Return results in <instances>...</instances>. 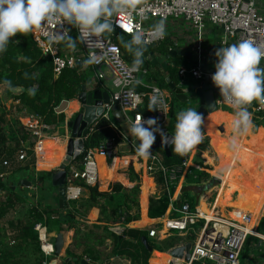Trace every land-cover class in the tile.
Here are the masks:
<instances>
[{"label": "built area", "instance_id": "1", "mask_svg": "<svg viewBox=\"0 0 264 264\" xmlns=\"http://www.w3.org/2000/svg\"><path fill=\"white\" fill-rule=\"evenodd\" d=\"M140 10L143 11L142 16L139 14ZM161 20L165 25L163 38L155 36L153 32L154 25ZM114 23V31L107 32V34H111L110 36H106L104 33L101 36L86 39L85 42H81L78 38V31L71 28L66 32V35L71 36L75 31L76 47L70 50L65 47L63 42L54 47H49L46 42L49 33L63 31L69 26H62L54 22L37 27L31 34L42 54L52 60L55 77L60 76L62 71L67 68L74 69L77 68V64L82 66L86 64L94 77L91 83L109 93V102L103 104L104 111L99 121L111 122L114 119L112 108L117 106L128 123L155 118L158 122L157 126L164 135L169 134L167 126L171 119L172 93L170 90L160 88L152 80H148L151 72L149 68L142 65L137 70L125 60L121 48L115 41V32L131 37L136 33H141L147 46L160 44L169 38L173 41L169 51L174 47L182 49L191 54V59L195 63V66L190 69L180 67L181 84L177 86L184 87L190 82L200 85L209 84L214 90L218 107L230 111L233 109L223 102L220 90L215 87L211 79L217 62L215 52L223 46H229L242 40H251L255 44L264 46V0H136V10L131 14L122 15L114 20ZM182 38H186L183 47L178 46V41ZM217 38L220 39L218 43L216 42ZM93 54L100 57V62L86 63L89 56ZM203 66L206 67V71L202 70ZM260 66L264 67V60L261 61ZM108 82L111 83V90L106 85ZM154 92L163 97L164 102L160 105V110H155L149 116H143L140 113L133 114L140 106L144 105L146 99L150 100ZM247 108L255 122L254 125L264 127V104L259 100H254L247 105ZM54 111L57 114H64L66 107L62 108L60 105ZM29 119L24 127L30 132L31 140L35 144L32 150L34 156L36 155L39 161L51 159L53 150L51 152L38 147L40 142L44 143V135L51 128L44 125L37 116ZM111 127L115 132V137L108 139L95 150L91 149L88 143L95 127L91 128L84 138L85 149L82 155V167L80 170L72 167L69 170L66 191L68 201H75L80 196L79 189L72 190L70 184L73 182L82 181L89 186L98 184L99 171L95 157L96 152L101 153L106 161L111 160L112 163L117 159L120 148L128 147L137 152L136 142L138 141L124 134L117 123H111ZM162 138L161 133H157L155 143ZM27 150L29 148L19 151V162L28 159ZM136 158L139 162H143L142 157L136 155ZM60 162L57 164V168L52 167L49 172H56ZM144 164L145 171L153 179L156 180L159 174L163 176V187L166 190L177 181L180 182L179 174L184 172V169L181 168L166 167L160 154H153L152 158L146 159ZM3 166L10 168V163L5 161ZM2 194L0 191V196ZM173 202H175L174 198ZM171 210L179 216L165 218L161 222V227L151 228L150 238L161 241L163 235L166 237L176 234L188 235L192 230L196 232L193 229L194 225L201 221L204 222L199 238L193 243L190 261L187 263L181 261V264H242L240 256L248 238L253 236L264 242V236L257 233L255 227L251 226L252 217L250 215L244 216L242 221L224 220L219 214H216L214 219L208 220L199 207L193 209L189 203H183L177 207L171 205ZM41 228L46 230L41 224L36 226L42 251L46 256H53V245L48 239L41 240ZM45 243L50 244L48 252L43 249Z\"/></svg>", "mask_w": 264, "mask_h": 264}, {"label": "trees", "instance_id": "2", "mask_svg": "<svg viewBox=\"0 0 264 264\" xmlns=\"http://www.w3.org/2000/svg\"><path fill=\"white\" fill-rule=\"evenodd\" d=\"M110 36L111 34H106ZM115 41L122 50L125 60L133 65V56L125 49L123 46L124 41L130 40L132 37L122 34L120 32L114 33ZM71 37L75 40V31L72 32ZM12 43H9L7 50L4 53H0V86L6 87V94L11 97L14 101H18L21 106V111L25 109L29 113H32L40 118L41 122L50 127H57L67 122L68 114H57L54 109L59 107L63 101H75L80 95L83 86H88L94 79L93 74L90 69L83 71L81 69H70L67 68L62 71L61 75L55 77L54 65L50 58L45 57L41 50L34 43L32 34L20 35L12 38ZM173 45V41L167 38L164 42L160 44H154L148 47V51L157 54L159 56H165L169 52V47ZM145 52V49H144ZM189 60V63H183L187 68H192L195 63L191 58L185 57ZM170 64V62H169ZM177 66L169 65L167 77L171 79L175 85H179L181 79L179 76V69L183 65L181 63H176ZM144 67L151 70L148 80H152L160 88L169 90L168 84L166 82V77L161 74V70L149 62L145 57H143ZM5 81H11L12 88L5 83ZM33 86L36 87L37 91L35 95L30 94L29 89ZM23 88L25 91L21 95H15L11 90L13 88ZM140 90V89H138ZM77 105V103L72 102ZM150 100L146 99L143 106H140L133 114L140 113L143 116H149L154 111L149 110ZM171 108H170V122L167 126V131L169 134H174L176 115L182 110H187L191 107V104H182L176 98L171 97ZM179 106V108H178ZM227 110V109H226ZM230 111V110H228ZM11 115V111H8L2 103L0 97V164L3 167V163L8 161L10 163V168L3 167L6 169H11L13 166V159L15 155L22 149L29 148L28 154L33 155L34 143L31 140L30 132L18 121L17 118H8ZM230 116V115H229ZM230 118V117H228ZM111 123H115V119L111 122L105 120L98 121L95 124L94 131L89 138V147L91 149H97L102 143L110 138L115 137V132L111 127ZM226 125L230 124V121L225 117ZM225 130L223 134L218 137V141L221 143L224 141L232 142L230 133ZM255 136H264V128L258 127ZM59 136V132L56 133ZM45 141V139H44ZM56 142V139L53 140ZM14 143V149H8V144ZM155 144V143H154ZM153 144V145H154ZM153 154L161 153L163 155L164 164L168 168H181L184 169V165L187 159L184 156H179L175 154L171 147V156L167 157L166 154L159 149H151ZM60 156L54 161L49 162L45 170L51 165H56L61 158L62 151L59 152ZM96 160L98 163L99 171V182L96 186L86 185L84 182H76L78 186L84 187L89 192V197L84 199L83 205L88 208L100 207L101 216H105L106 219L100 220L101 223H122L123 231L121 234L116 233L112 227L109 226H96L104 227L103 229L108 232V234L114 239L115 248L113 250L114 257H125L131 264H149L151 259V254L146 249L142 242V238L146 237L149 244L153 247L155 251H168L176 246L184 243H194L197 236L196 232L193 230L189 232L190 236L180 238V236H173L165 241H157L150 238V229H139L130 228L129 224L139 220V194L140 191L137 187L139 182V177L135 174L134 168L130 167L128 173H123L119 169V161L123 156L122 154L117 157L114 165V177L110 181V185L107 190L100 189L101 183L103 181L104 172L108 169L105 163V159L98 157L97 152ZM130 157L137 155L136 150L132 149L130 152ZM135 158V157H134ZM133 159V158H132ZM83 157H81L77 162H82ZM111 162V160H109ZM193 163L197 167H192L187 174L186 183L188 188L182 189V204L189 203L194 209L198 206V199L204 193L209 192L215 186L214 178H211L210 174L206 171L212 173V169L205 166L203 162L199 159L193 158ZM223 170L221 174H223ZM39 177L38 184L44 185L49 182L51 184V174L52 172L44 171ZM182 174H179V178ZM244 176H248L244 174ZM13 178L11 177V180ZM212 179V181H211ZM11 180L8 177L0 178V191L6 194L4 201H2V196H0V220L4 216L15 208V200L21 202L25 201L24 196H20L16 191L12 190ZM209 181V183H206ZM259 185H263L264 179L260 177L257 179ZM133 183V185H130ZM156 183L159 186L164 185V178L159 174L156 178ZM179 181L172 184L168 190L164 188L161 196L159 198H153L150 203L149 208V218L151 219H161L166 216L177 217L179 216L173 210H171V205L177 207V201L172 203V198L174 196L175 190L178 186ZM205 184V185H204ZM51 188L52 185H49ZM125 186H132L129 192ZM141 188V187H140ZM230 190L222 198L230 195L234 191L240 189ZM55 189V188H54ZM195 193V194H194ZM245 192H241V196H244ZM57 196V197H56ZM52 199L56 202L57 208L52 206H46V208L40 209L39 207H31L28 211V217L17 220V230H18V241L11 242L7 238L4 227L0 224V264H50L53 260L51 256H46L42 251L41 241L39 238V233L36 230V226L41 224L47 230L48 236L52 233H60L63 231H71L74 226L71 225L75 223V217L70 211V204H74L75 201H70L63 210H60L58 204V194L54 193ZM264 196L252 192V199L250 200L247 207L241 209V213L244 214H258V217L254 223L256 232L264 236V217L261 220L260 213L264 210ZM220 202V201H219ZM41 205V204H40ZM205 202H203L201 209L203 210ZM134 209L136 213L134 214ZM67 213V214H64ZM243 216V215H242ZM31 217V218H30ZM155 221V220H154ZM159 221V220H156ZM260 221V222H259ZM200 223V222H199ZM201 223H204L201 221ZM161 227L160 225H155ZM202 224H196L193 226L195 231H200L202 229ZM177 235V234H176ZM96 239L99 241L97 235ZM260 239L250 236L243 248L240 256L242 264H264V242L259 245ZM66 258L70 259V262L66 264H81L84 258H87L92 264H102L101 255L97 254L94 249H86L83 254H78L73 252L70 248L66 251ZM261 257V259H260ZM200 264V263H194Z\"/></svg>", "mask_w": 264, "mask_h": 264}, {"label": "clouds", "instance_id": "3", "mask_svg": "<svg viewBox=\"0 0 264 264\" xmlns=\"http://www.w3.org/2000/svg\"><path fill=\"white\" fill-rule=\"evenodd\" d=\"M136 10V0H0V53L7 50L12 38L18 34L34 33L37 27L51 23L69 26L63 31L49 33L46 42L49 47L64 43L68 49H75L76 40L67 31L75 28L81 42L86 39L112 32L114 20ZM143 15V11L139 13ZM154 35L163 38L165 25L161 20L153 27ZM123 46L133 56V68L143 64L145 41L141 33H136ZM217 62L211 79L220 90L222 100L234 111L233 128L238 134L246 133L252 125L251 113L247 105L254 100L264 104V46L251 40H242L229 46H223L215 52ZM96 54L89 56L86 63H99ZM5 83L12 88L11 81ZM139 83V81H137ZM33 86L30 94L35 95ZM162 95L154 92L150 97L149 110H160ZM203 116L196 109L188 108L176 115L175 131L171 136L164 135L157 126L155 118L128 123V134L139 144L137 155L149 159L156 141V134L161 133L163 142L170 145L175 154L183 156L202 140ZM147 125V126H145ZM234 136L232 144L235 145Z\"/></svg>", "mask_w": 264, "mask_h": 264}, {"label": "rangeland", "instance_id": "4", "mask_svg": "<svg viewBox=\"0 0 264 264\" xmlns=\"http://www.w3.org/2000/svg\"><path fill=\"white\" fill-rule=\"evenodd\" d=\"M209 37L212 38L213 36H209ZM185 43H186V38L179 39L178 46L183 47L185 45ZM169 62H170L169 65L177 66L176 63H181L183 65L182 67H187L183 63H186V62L189 63V60H187L185 57H175V58H171ZM108 83L110 85V90H111L112 89L111 83L110 82H108ZM180 84H181V81H180L179 85ZM62 108H65V106H62ZM20 111H21V109L19 108L18 112L22 113ZM220 111L229 112V114L231 113L232 115L234 114V111H228L224 108H221ZM14 112H16L15 108L12 109V114L8 118H11L12 115L15 114ZM20 115H22V114H20ZM203 121H204V119H203ZM22 122L26 123L27 121L23 120ZM254 123L255 122L252 120V125L254 126V127H252V133L253 134H255L257 132V128L259 127V126L256 127L254 125ZM201 127H202V140H201V142L199 144L195 145L190 152H188L187 154H185L183 156L187 159V161H188L187 163H189L191 159L193 160V158L199 160V158H202L201 156H205V154H208L211 158L215 159V163L217 165L218 161L216 159V154L213 150L214 146L213 147L211 146L212 138L206 133L210 129L204 128V122L201 125ZM262 128H264V127H262ZM249 133L250 132L248 130L246 133H243V134L246 135ZM219 134L221 135V134H223V132H220ZM51 135H54V134L51 133ZM247 137L248 136L246 135V138ZM254 139H256V138H250L249 137L248 140L243 142V146L240 149L241 152H239L238 150L235 151V158H234L235 165L233 167H231L232 170L235 168V170H238L239 172H244V173L248 174V176H243L244 183L245 182L248 183V187L246 186V188L248 190L251 186L254 185V182L257 181V179H259V176L264 175V141H258L256 143H253L252 141H250V140H254ZM60 146H62V145L55 143L54 151L58 150L60 152V149H61ZM123 148H124V150H126V149L128 150V148H125V147H123ZM27 154H28V150H27ZM144 163H145V161H144ZM49 164H50L49 162L45 163V164H39L38 165L39 170H36V171L40 172L38 174L31 172L32 170L30 171L29 169H26L25 172L23 170L21 171V169L19 171H17L16 169H13V168L6 169V168H3L2 165L0 164V178L1 177H8V176L10 178L15 177L17 180L13 181V182L16 184H18V182L24 181V179L26 180L27 178L32 180V183L30 182L32 184L30 188L24 186V184H20V186H18L19 187L18 190L20 192H22L24 195L28 196L29 199L27 201L21 200V202H17L15 200V202H16L15 208L13 210H11L10 212H8L4 216V218L2 220H0V224L4 227L5 233L8 236L7 238L12 243L13 242H19L18 241L19 233H18V230L16 227L17 220L25 218L28 215V211L30 210L31 207H39L40 209L44 210L46 208V206L49 205V206H52L54 208H57V206L55 204L56 202L53 201V199L51 197L54 193L57 192L56 191L57 189L53 190L52 188L49 187L48 183H45L43 186L38 184L39 177L42 174L41 172H44ZM74 165L76 166V168L78 170H80L79 162H75ZM57 166H55V168H57ZM223 168H224V166L221 163V164H219V166H217L215 168L214 172H219V170H221V169L223 170ZM231 169H229V172ZM206 172L208 174H210L211 176H213V173H211L209 171H206ZM141 175L142 176L140 177L141 178L140 180L142 182V190H141L142 194H140L139 198H141L142 207H143V205L147 206L148 201H149L148 198H149L151 193L148 192L147 181L145 179L142 180V177L145 175L147 176V173L145 171H143ZM230 175H232V174H230ZM221 176L224 179H226L227 174H225L223 172V174H221ZM148 177L153 179V177L150 175H148ZM229 180H230V177H229ZM226 182H228V181H226ZM154 185H155L157 192L162 193L164 191L161 189L160 186H158L156 184V182ZM107 187H108V185L106 187H103V188L100 187V189L106 190ZM218 187H219V184H218V186H215L213 189H211L209 192L203 194L198 201V207L201 205L202 202H205L203 211L206 213V216L213 213L214 218H215L216 214H219L222 219L231 220V219H229V216H230V213L234 209L232 208V206L221 207L217 203V199L219 198V195H218V191H219L218 189L219 188ZM156 190L154 191L153 194L156 193ZM179 190H180V188L178 186L175 196L177 195ZM146 191L148 192L147 194H146ZM2 193L4 194V196L2 194L1 198H2V201H4L3 199H5L6 194L8 192L6 190H4V192H2ZM240 195H241V191H236V193L234 192L232 199L234 200L236 197H239ZM84 198H85V196L81 197L74 204H71V203H69L70 201H67L70 204V209H71L70 211L72 212V215L75 217V223L71 224L74 226V229L71 231H64L66 233L65 235H66L67 240H66V244L64 246V249L62 251V257L55 258L54 255L51 256L53 258V260L50 264H54L55 263L54 261H56L57 264H63L64 259L67 256L66 250L68 248H70L73 252H76L78 254H83L86 249L92 248L95 250V252L97 254L101 255L102 261H104V263H102V264H114L115 263V261H114L115 259L112 258L113 250L115 248L114 239L108 234V232H106L103 229L104 227H96V226L97 225L100 226L99 224H101L103 226H109V227L116 229V228H118L117 227L118 225H117V223H114V224L113 223H110V224L99 223L100 220L104 221L106 219V217L101 216L100 207H94V208L89 207L88 208L87 206H84L83 205ZM63 208H64V206H63ZM60 210L62 211L63 209L60 208ZM143 211H144V221L140 220L141 221L140 222L139 220H137L138 222H132L131 224H129L130 226L128 225V227H133V226L134 227H144L145 223H149V220L147 219V216L145 215V210H143ZM64 214H67V213H64ZM241 215H243L241 217V219H243L244 216H246L248 214L242 213ZM260 215H261V219H262V217L264 216V210H262ZM257 217H258V214H255L254 217H252L253 218L252 220L254 223H255ZM156 222L157 221H155V223H150L147 225L153 226L155 224H158ZM158 222L161 223L162 221H158ZM133 223H137V224L133 225ZM197 224H202L204 226V223H201V222L197 223ZM52 234H56V233H52ZM95 235H97L98 238H100L99 241L96 239ZM187 236H190V234H188ZM196 236H197V238H196V240H197L200 236V231H196ZM49 238H50L49 240H51V239H53V236L49 235ZM180 238H183V236H180ZM52 243H53V240H52ZM165 253H167V251H165ZM152 257H153V254H151V259H152ZM260 259H261V257H260ZM116 264H121V263L116 262ZM149 264H152L150 260H149Z\"/></svg>", "mask_w": 264, "mask_h": 264}, {"label": "crops", "instance_id": "5", "mask_svg": "<svg viewBox=\"0 0 264 264\" xmlns=\"http://www.w3.org/2000/svg\"><path fill=\"white\" fill-rule=\"evenodd\" d=\"M67 48V47H66ZM68 49V48H67ZM68 50H70V49H68ZM78 69V68H77ZM81 70H83V71H87L89 68L86 66V64L85 65H81V68H80ZM160 69V68H159ZM161 70V69H160ZM162 72H161V74L163 75V76H165L166 78H167V73H165L163 70H161ZM196 84V83H195ZM195 84H193V85H195ZM106 85L108 86V89H110V85H109V83H106ZM189 86H191V85H189V84H187V85H185L184 86V88H186V87H189ZM87 87V90H88V92H94V91H96V90H101L100 88H99V86H98V88H97V86L96 85H94V84H92V83H90L88 86H86ZM102 91V90H101ZM103 92H106V91H103ZM0 97H1V99H2V103H3V105H4V107H6V109L8 110V111H11V114H12V109H16V112H14L15 114H13L12 115V117L14 118H17L18 119V121H20L21 122V124L24 126L25 124H27L28 123V120H30L29 118H31V117H33V116H36V115H34V114H32V113H29L28 111H26L25 109H23L22 111H20V112H22V113H19L18 112V109L20 108L21 109V106H20V104H19V102L18 101H14L11 97H9L7 94H6V87L5 86H0ZM72 102H75V103H77L78 104V102H77V100H75V101H63L62 103H61V106H65L66 107V111L64 112V114H68V118H69V116H71L72 114H73V109L75 108V106H76V104H74V103H72ZM69 104V105H68ZM78 106H79V104H78ZM178 108H179V106H178ZM219 109H221V108H219ZM225 109V108H224ZM78 110V109H77ZM76 111V110H75ZM20 114H22V115H20ZM230 115V116H229ZM225 117L230 121V124L229 125H226V123H225ZM228 117H230V118H228ZM222 119H223V126H220V127H223V128H225V130H228L227 132L228 133H230V137L233 139V137L234 136H236L237 137V142H236V144L235 145H233L232 144V142H230V141H224V142H220V141H218V137L220 136V134L218 135V137H215L214 135H213V132H212V130L210 129L209 131H207L206 133L212 138V142H211V146L214 148L213 150H214V152H215V154H216V159H217V161H218V164L216 165V163H215V159L214 158H211L208 154H205V156H201L202 158H199L202 162H203V164L205 165V166H208L209 168H211L212 169V173L214 174V173H217V174H219L220 176H221V171H222V169L221 170H219V172H214L215 171V168L217 167V166H219V164H223V166H224V168H223V171H224V173L225 174H227V177H226V179H223V177H222V179H223V185H221L222 187H221V189L223 188V187H227V189H226V191L225 192H221V189H219V191H218V195H219V198L217 199V203L221 206V207H227V206H232V208L234 209L231 213H230V217H229V219H234V218H236V219H241V217H242V213H241V209L242 208H244L245 206L247 207V204H249V202H250V200L252 199V192L254 191H256V193H258V194H260L261 196H264V183H263V185H260V186H258L259 184H258V181H255L254 182V185L253 186H251L250 188H249V190L246 188V186L248 187V183L247 182H245L244 183V179H243V176H244V174H246V173H244V172H239L238 170H235V168L232 170L231 169V167H233L234 165H235V160H234V158H235V151H239V152H241V147L243 146V142L244 141H246V140H248V138L250 137V138H257L258 136H252V134H251V132H252V127H254L253 125H251V127L249 128V134H246L248 137L246 138V136L244 135V134H238L235 130H234V128H233V121H234V114L232 115L231 113L229 114V112H224V113H222ZM23 120H26L27 122L25 123H23L22 121ZM220 127L218 128V133H220L219 132V130H220ZM224 130V131H225ZM223 131V132H224ZM57 132H59V136H56V133ZM65 132H66V127H65V124H62V125H60V126H57V127H53V128H51L45 135H44V138L43 139H45V141H50V142H53V143H58V144H61L62 146H60V151H62V155H61V158L59 159V162L63 159V157H64V154H65V146H66V143H65V141H66V138H68V137H66V136H64V134H65ZM51 133H53L54 135H51ZM64 136V137H63ZM56 139V142L55 141H53V140H55ZM214 141L216 142V144H214ZM264 141V140H263ZM63 143V144H62ZM225 147H227V148H229V150L225 153V154H221V150L223 149V148H225ZM15 148V144L14 143H9L8 144V149H14ZM125 148H128V147H125ZM21 151V150H20ZM130 152H131V149L130 148H128V150L126 149V150H124V148H120V152H119V155H123L121 158H120V161H119V169L123 172V173H128L129 172V168L130 167H133L134 168V171H135V174H137V176L139 177V182L137 183V187H138V189H139V191H140V194H142V182H141V174H142V172L143 171H145V164L142 162H136L135 161V158L134 157H136V156H134V157H130ZM19 153V152H18ZM18 153L15 155V157H14V159H13V169H16L17 171H19L20 169H21V171L23 170L24 172H25V170L26 169H29L31 172H34V173H36V174H38V173H40L39 171H36V170H39L38 169V165L39 164H45V163H48V162H54L59 156H60V153H59V151L58 150H55L54 151V153L52 154V157H51V159H49V160H46V161H39L38 159H37V156L35 155L34 156V154L33 155H28V159L27 160H25V161H21V162H19L18 161ZM158 154H160V155H162L161 153H158ZM118 155V156H119ZM163 156V155H162ZM133 158V159H132ZM58 160V159H57ZM206 160V161H205ZM188 162V161H187ZM186 162V163H187ZM82 163L83 162H79V164H80V168L82 167ZM105 163H106V166H107V170L104 172V175H103V181H102V183H101V188H103V187H106L107 185H108V187H109V185H110V183L112 182L111 180L113 179V177H114V165H115V163H112V162H110V161H106L105 160ZM185 163V167H184V172H183V174L181 175V178H180V182L178 183V186H179V188H180V190H179V192L177 193V195L175 196V194H176V190H177V188H178V186H177V188H176V190H175V193H174V196H173V198L175 199V201H177V204H178V206H180L181 204H182V189L183 188H188L189 186H188V184L186 183V178H187V174H188V172L190 171V169H192V167H197L194 163H193V160L191 159L190 160V162L189 163H187L186 164ZM4 164V163H3ZM4 167V166H3ZM72 168L73 169H76V170H78L77 168H76V166L75 165H73L72 166ZM229 169H231L230 170V172H229ZM45 171H49V170H45ZM138 172V173H137ZM146 172V171H145ZM147 173V172H146ZM230 174H232V175H230ZM230 175V176H229ZM246 175H248V174H246ZM37 176V175H36ZM211 176V175H210ZM229 177H230V180H229ZM260 177H262L263 179H264V175H261V176H259V178ZM1 178H3V177H1ZM8 178L11 180V178L8 176ZM211 178H217L218 180H220V177L219 176H216V175H213V176H211ZM146 180L147 181V185H148V192L149 193H151L150 194V196H149V198H148V204H147V206L145 205H143V207H142V202H141V198H139V205H140V208H139V221L141 220H143L144 221V211L143 210H145V215L147 216V219L149 220V223H145V226L144 227H130V228H139V229H150V228H155V225H160L161 223L160 222H156V223H158V224H155V225H153V226H150V225H147V224H150V223H155V221L156 220H159V221H163V219H165V218H168L169 216H166V217H164V218H161V219H151V218H149V208H150V203H151V200L153 199V198H159L160 196H161V192H157V190H156V188H155V182H156V180L155 179H151V178H149L148 177V174H147V176L145 175V176H143L142 177V180ZM17 179L14 177L11 181V186H12V190L13 191H16L20 196H24L25 197V200L27 201L29 198H28V196H26V195H24L22 192H20L18 189H19V187L18 186H20V184H24V186H26V187H28V188H30L31 187V183H32V180L31 179H24V181H21V182H18V184H16V183H14L13 181H16ZM111 181V182H110ZM211 181H212V179H211ZM226 181H228V182H226ZM31 182V183H30ZM76 182H78V181H76ZM76 182H73L72 184H70V186L72 187V190L73 191H77L78 189H79V191H80V196H79V198L77 199V200H79L81 197H84L85 196V198L84 199H87L88 197H89V192L84 188V187H81V186H78L77 184H76ZM79 182H82V181H79ZM154 182V183H153ZM221 180H220V183H219V186H220V184H221ZM49 185H51L49 182H47ZM206 183H209V181H207ZM152 184V185H151ZM157 184V183H156ZM130 185H133V183H131ZM154 185V186H153ZM158 185V184H157ZM205 185V184H204ZM153 186V187H152ZM159 186V185H158ZM214 186H218V184H215ZM50 187V186H49ZM108 187H107V189H108ZM126 187V189L130 192L131 190V188H132V186H125ZM141 187V188H140ZM161 187V189L162 190H164V187L163 186H160ZM238 187H242V188H240V189H238V190H236V191H244L245 192V195L244 196H239V197H236L234 200L232 199V196H233V194H234V192L236 193V191H234L233 193H231L230 195H228V196H226V197H224V198H222V200H220V198L222 197V196H224V195H226L230 190H232V189H236V188H238ZM15 188V189H14ZM51 188V187H50ZM219 188V187H218ZM255 188V189H254ZM53 190H55L54 188H52ZM106 189V190H107ZM156 190V193L155 194H153L154 193V191ZM57 191V190H56ZM57 194H58V191L56 192ZM158 193V194H157ZM140 194H139V196H140ZM195 194V193H194ZM205 194V193H204ZM180 196V200L181 201H178L177 200V198ZM202 196V195H201ZM201 196L199 197V199L201 198ZM172 198V199H173ZM199 199H198V201H199ZM32 200V199H31ZM76 200V201H77ZM264 200V199H263ZM34 201V200H33ZM53 201H54V199H53ZM220 201V202H219ZM68 204V203H67ZM63 206H65V205H63ZM219 206V207H220ZM198 207V206H197ZM171 209V208H170ZM134 214L136 213V211H135V209H134ZM248 215H250V216H252V217H254V215L255 214H251V213H248ZM234 216V218H232ZM264 217V216H263ZM262 217V218H263ZM253 219V218H252ZM151 220V221H150ZM153 220H155V221H153ZM262 220V219H261ZM140 221V222H141ZM135 222H138V221H135ZM99 223H101V222H99ZM134 224V223H133ZM100 226H103V225H101V224H99ZM118 226V228H120V229H123V225H122V223H120V224H117ZM147 225V226H146ZM130 226V225H129ZM150 226V227H149ZM157 227H159V226H157ZM254 227V226H253ZM114 229V228H113ZM124 230V229H123ZM47 231V230H46ZM60 233H63L64 235L66 234L64 231L63 232H60ZM173 236H183V237H186L187 235H173ZM173 236H169V237H166V236H162V240L161 241H165V240H167V239H169L170 237H173ZM44 238H48V240L50 239L49 238V236H48V234H46L45 236H43ZM52 240L53 239H51V240H49V242H50V244H52L53 245V243H52ZM66 235H65V244H66ZM69 249V248H68ZM67 249V250H68ZM66 250V251H67ZM165 252V251H164ZM84 259H87V258H84ZM114 261H115V263L114 264H116V262L117 263H121V264H131V261H129L128 259H126L125 257H114ZM88 260V259H87ZM150 261H151V263L152 264H167L168 263V260H165V258H162V257H158V256H156V255H153V257H152V259H150ZM56 264H57V262L56 261H54ZM53 262V263H54ZM90 262V261H89ZM54 263V264H55ZM175 264H179V262H175ZM181 264V263H180Z\"/></svg>", "mask_w": 264, "mask_h": 264}, {"label": "water", "instance_id": "6", "mask_svg": "<svg viewBox=\"0 0 264 264\" xmlns=\"http://www.w3.org/2000/svg\"><path fill=\"white\" fill-rule=\"evenodd\" d=\"M107 34V32H106ZM220 41L219 38L216 39L218 43ZM147 45H145L144 49V57L151 62L154 66L161 68L165 73H168L169 61L171 58L175 57H188L191 58L190 53H186L184 50L174 47L172 50L168 52L165 56H157L156 54L148 51ZM77 68H81V64H77ZM203 71H206V67H202ZM166 82L168 84L169 90L172 93V97L176 98L182 104H191L192 109H196L198 113L202 114L203 119L208 115L209 108L214 105L216 108H219L216 103L215 93L211 85L209 84H195L189 87H179L171 82L169 77L166 78ZM15 95L19 96L24 93L23 88H13L11 90ZM109 93L103 92L101 90H96L94 92H88L87 87L83 86L80 95L77 97V102L79 104L78 110H76L70 118L69 121V137L66 138V146H65V154L63 159L60 162L59 168L56 172L51 174V185L53 188L58 191V204L62 209L63 205H67V186H68V178H69V170L77 162L83 155L85 149V140L84 138L87 136L91 128L97 124V122L101 119L103 114V104L109 102ZM113 118L116 123L120 126V129L126 134H128V122H126L124 116L117 106H113L112 108ZM224 128L220 127V132H223ZM167 136H171L168 134ZM139 144V141L136 142V145ZM154 149L162 150L167 157L171 156V146L163 142V138L160 139L153 145ZM215 184H219L220 180L214 178ZM15 189V188H14ZM180 200V196L177 198ZM137 224V223H134ZM133 224V225H134ZM116 233L121 234L123 229L116 228L113 229ZM53 236V249H54V257H62V251L65 246V235L63 233L51 234ZM142 242L146 249L150 254H153L155 251L153 247L149 244V241L146 237L142 238ZM263 244V240H260L259 245ZM193 247V243L188 242L176 246L167 251V254L173 259V262L170 264H175V262H189L191 259V250ZM159 252H164L160 250ZM70 262V259L65 260V264ZM81 264H92L87 259H83Z\"/></svg>", "mask_w": 264, "mask_h": 264}, {"label": "bare ground", "instance_id": "7", "mask_svg": "<svg viewBox=\"0 0 264 264\" xmlns=\"http://www.w3.org/2000/svg\"><path fill=\"white\" fill-rule=\"evenodd\" d=\"M78 109V104L75 106V108L73 109V113L75 112V110H77ZM225 111H220V109L219 108H216L214 105H212L210 108H209V112H208V115L204 118V128H208V129H211L212 130V132H213V135L215 136V137H218V135H219V133H218V128L220 127V126H223V119H222V113H224ZM70 118H71V116H69V119L67 120V122L65 123V127H66V132H65V134H64V136H66V137H69V132H70V130H69V121H70ZM224 127V126H223ZM224 130H225V128H224ZM220 131V130H219ZM224 133V132H223ZM251 134H252V136H254L255 137V135L256 134H253L252 132H251ZM63 136V137H64ZM246 136V135H245ZM264 140V136H259V137H257L256 139H254V140H250V141H252L253 143H256V142H258V141H263ZM44 141V140H43ZM214 144H216V142L214 141ZM39 148H44V149H47V150H53L54 151V148H55V143H53V142H50V141H44V143H39V146H38ZM46 150V151H47ZM229 150V148H227V147H225V148H223L222 150H221V154H225L227 151ZM52 152V151H51ZM97 155H98V157L99 158H101V159H104V157L101 155V153H99V152H97ZM117 160V159H116ZM116 160L114 161V163L116 162ZM146 159H144L143 158V162L145 161ZM135 161L136 162H138V159L135 157ZM206 161V160H205ZM59 163V162H58ZM57 163V164H58ZM57 164L56 165H51V166H49L48 167V170L50 169V168H52V167H55V166H57ZM213 175H216V176H219L220 177V180L222 181L221 182V184H220V186H219V189H221V185H223V179H222V177L219 175V174H217V173H214ZM152 185V184H151ZM154 186V185H153ZM152 186V187H153ZM218 189V190H219ZM226 189H227V187H223L222 189H221V192H225L226 191ZM148 192L146 191V194H147ZM145 194V193H144ZM202 204H203V202L201 203V205L199 206V210L202 212V214L208 219V220H212V219H214V214L212 213V214H210V215H208V216H206V213L201 209V207H202ZM217 208V207H216ZM230 217V216H229ZM232 218H234V216L232 217ZM234 220H238V221H242V219H236V218H234ZM251 226L253 227L254 226V222H253V220H252V222H251ZM47 234V231L45 230V229H43V228H41L40 229V237H41V240L42 241H45V239H48V238H43V236H45ZM43 249L46 251V252H48V251H50V244L49 243H45L44 244V247H43ZM153 255H156V256H158V257H162V258H165V260H168V264H170L171 262H173V259H171V257L167 254V253H165V252H159V251H154L153 252ZM170 260V261H169ZM177 262H179V264L181 263V261H178L177 260Z\"/></svg>", "mask_w": 264, "mask_h": 264}, {"label": "flooded vegetation", "instance_id": "8", "mask_svg": "<svg viewBox=\"0 0 264 264\" xmlns=\"http://www.w3.org/2000/svg\"><path fill=\"white\" fill-rule=\"evenodd\" d=\"M193 84H195V83H194V82H190V83H189V85H193Z\"/></svg>", "mask_w": 264, "mask_h": 264}]
</instances>
